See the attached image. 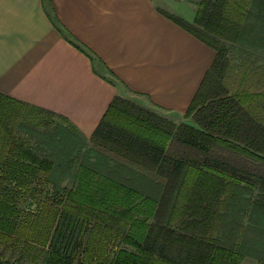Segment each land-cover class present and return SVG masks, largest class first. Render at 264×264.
<instances>
[{
  "label": "trees",
  "instance_id": "1",
  "mask_svg": "<svg viewBox=\"0 0 264 264\" xmlns=\"http://www.w3.org/2000/svg\"><path fill=\"white\" fill-rule=\"evenodd\" d=\"M251 14L264 23V0H201L192 25L172 17L216 50L185 111L191 123H175L116 94L89 138L124 162L109 167V174L116 177L79 166L73 174L75 187H61L66 197L62 205L64 218H59V228L49 240L46 264H72V256L61 247L58 236L65 218L70 217L67 214H84V209L98 216L103 215L100 210L117 213L128 220L124 239L139 252L119 250L113 264H238L241 255L234 249L238 242H229L231 238L225 236L227 212L232 208L240 212L241 205H252L255 214L259 211L264 215V117L253 105L264 100V90L236 91L231 95L213 82L224 58L218 37L241 40ZM45 134L50 148L66 145H61L56 136ZM18 152L20 156L16 158L0 155V183L17 179L23 184L30 152ZM31 159L40 166L50 164ZM129 165L138 167L126 169ZM139 168L152 170L161 178L154 190L156 199L117 181L131 182L128 174L133 172L143 182L139 178L146 177ZM255 189L254 198L245 197ZM2 210L0 227L2 219L13 213L7 198L0 201ZM139 212L144 217L130 214ZM0 264L14 263L0 257Z\"/></svg>",
  "mask_w": 264,
  "mask_h": 264
},
{
  "label": "crops",
  "instance_id": "2",
  "mask_svg": "<svg viewBox=\"0 0 264 264\" xmlns=\"http://www.w3.org/2000/svg\"><path fill=\"white\" fill-rule=\"evenodd\" d=\"M199 1L0 0V97L86 138L123 96L119 84L145 108L183 115L216 52L172 17L192 21ZM4 134L9 143L11 130ZM16 147L0 155L16 158Z\"/></svg>",
  "mask_w": 264,
  "mask_h": 264
},
{
  "label": "rangeland",
  "instance_id": "3",
  "mask_svg": "<svg viewBox=\"0 0 264 264\" xmlns=\"http://www.w3.org/2000/svg\"><path fill=\"white\" fill-rule=\"evenodd\" d=\"M198 3L195 5L196 11ZM193 20L186 22L192 25ZM263 24L261 19L251 14L246 20L247 29L241 40L231 41L218 37L224 50V58L213 82L216 88L220 87V90L231 95L236 91L264 90V50L258 49V44L264 45ZM118 86L123 97L133 102L139 100L135 94L126 91L120 84ZM253 105H256L258 115L264 117V100H257ZM147 109L165 118L167 116L175 123H180L182 119L190 121L185 113L176 115L157 108ZM7 129L13 134L9 143L4 141V137L9 141L4 134ZM43 132L56 136L61 145L63 142L66 145L50 148L49 137L45 133L43 136ZM4 144L10 148L19 146L30 152V158L26 160L28 169L24 185L17 179H6L0 183V201L7 198L8 205L13 209L12 214L5 220L2 219L0 232L4 234L0 237V257L14 264H46L49 240L56 234V227L59 228V218L64 216L62 205L66 197L62 194L61 187H75L73 174L79 166L90 167L102 175L113 177V174H109V167L114 168L111 165L123 163L124 160L118 156L116 160L109 159L112 163L109 164L108 159L102 157V146L93 144L90 138L78 135L61 119L0 97V153ZM32 157L49 161L50 164L40 166L38 161L33 162ZM137 167L129 165L126 169L136 170ZM139 169L146 177L145 180L139 178L143 182L133 172L128 174L131 182L117 181L140 190L144 196L156 199L158 194L154 190L162 181L161 178L152 170ZM256 193L255 189L252 195L245 194V197L254 198ZM66 203L74 207V203ZM238 209L240 212L233 208L227 212L229 218L226 220L228 227L225 234L227 238H231L229 242H238L234 248L241 255L238 264H264V215L259 211L255 214L256 208L252 205H241ZM116 210H119L118 206ZM0 212L3 213V210ZM83 213L67 214L70 217L65 218L58 236L61 247L67 249L72 256V264H113L119 250L139 252L136 246L124 239L128 222L125 217L101 210L103 215L100 216L91 214L86 209ZM130 214L133 217H144L141 212ZM45 235H48L47 242L43 244ZM249 248L253 250L249 251Z\"/></svg>",
  "mask_w": 264,
  "mask_h": 264
}]
</instances>
